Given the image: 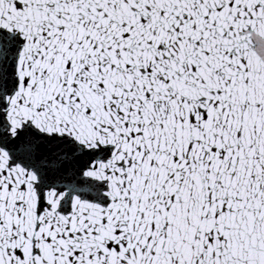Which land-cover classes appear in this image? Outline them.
Listing matches in <instances>:
<instances>
[{
	"label": "snow or ice",
	"instance_id": "6c2138e0",
	"mask_svg": "<svg viewBox=\"0 0 264 264\" xmlns=\"http://www.w3.org/2000/svg\"><path fill=\"white\" fill-rule=\"evenodd\" d=\"M0 264H264V0H0Z\"/></svg>",
	"mask_w": 264,
	"mask_h": 264
}]
</instances>
